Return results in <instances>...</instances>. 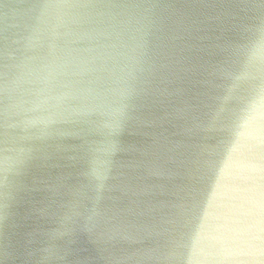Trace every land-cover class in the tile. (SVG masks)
<instances>
[{
    "label": "clouds",
    "instance_id": "clouds-1",
    "mask_svg": "<svg viewBox=\"0 0 264 264\" xmlns=\"http://www.w3.org/2000/svg\"><path fill=\"white\" fill-rule=\"evenodd\" d=\"M0 264H264V0H0Z\"/></svg>",
    "mask_w": 264,
    "mask_h": 264
}]
</instances>
